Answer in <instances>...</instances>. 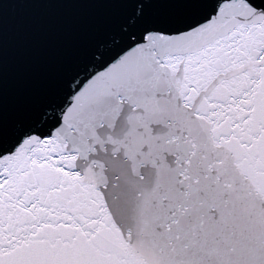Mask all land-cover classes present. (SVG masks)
<instances>
[{
    "label": "snow or ice",
    "instance_id": "obj_1",
    "mask_svg": "<svg viewBox=\"0 0 264 264\" xmlns=\"http://www.w3.org/2000/svg\"><path fill=\"white\" fill-rule=\"evenodd\" d=\"M10 4L93 14L11 103ZM0 264H264V0H0Z\"/></svg>",
    "mask_w": 264,
    "mask_h": 264
},
{
    "label": "water",
    "instance_id": "obj_2",
    "mask_svg": "<svg viewBox=\"0 0 264 264\" xmlns=\"http://www.w3.org/2000/svg\"><path fill=\"white\" fill-rule=\"evenodd\" d=\"M93 14L73 7L10 4L4 11L6 100L42 85L71 53Z\"/></svg>",
    "mask_w": 264,
    "mask_h": 264
}]
</instances>
